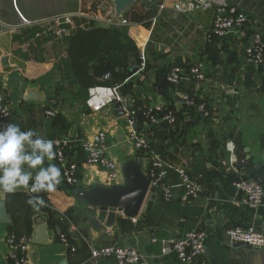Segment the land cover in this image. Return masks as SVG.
<instances>
[{
    "label": "crops",
    "instance_id": "1",
    "mask_svg": "<svg viewBox=\"0 0 264 264\" xmlns=\"http://www.w3.org/2000/svg\"><path fill=\"white\" fill-rule=\"evenodd\" d=\"M112 1L0 0V93L11 123L46 139L69 140L70 159L78 165L76 184L63 180L55 192L39 193L47 204L40 211L27 203L30 196L26 190L15 194L0 190L9 220L0 222V264H12L6 244L10 233L28 238L26 255L30 264H116L112 258L95 261L90 257L92 248L108 244L134 246L149 264H180L170 251V239L194 228L206 232L205 249L189 264H264V247L231 243L225 233L229 227L249 225L264 233V197L258 206H244L232 186L239 178H250L264 189V63L250 66L243 56L252 32L261 30L264 35V0H214V4L234 6L248 17L243 32L226 38H208L212 10L175 9L182 0H160L152 21L129 25L131 41L137 50L141 46L145 50L147 67L128 76V70L138 64H132L127 55L131 66L123 69L121 80L115 84L122 90L126 107H139L135 127L146 130L149 150L169 166L165 183L172 195L165 200L158 189L148 191L147 196L155 193L149 212L141 207L134 220L116 213L110 226L96 228L88 223L96 211L78 191L112 183L103 170L86 164L80 141L103 128L109 156L120 166L136 159L142 171L146 169L138 159L140 151L127 139L129 128L124 115H113L114 104L95 111L61 90V64L66 58L68 37L57 39L43 32L51 27V16L64 13L79 14L74 17L76 25L69 37L80 29L82 19L94 27L112 26ZM133 10L141 14L149 11L150 1L139 0ZM195 63L204 68L205 80L198 94L208 106L206 117L181 100V95L190 90L186 73L176 85L166 81L172 66L186 70ZM161 78L165 83L158 91ZM157 102L176 112L173 126L146 122L143 107ZM46 110L54 115L46 116ZM227 142L234 145L232 153ZM178 168L199 185L196 199L180 200ZM60 235L66 236L67 242L61 241Z\"/></svg>",
    "mask_w": 264,
    "mask_h": 264
},
{
    "label": "built area",
    "instance_id": "2",
    "mask_svg": "<svg viewBox=\"0 0 264 264\" xmlns=\"http://www.w3.org/2000/svg\"><path fill=\"white\" fill-rule=\"evenodd\" d=\"M182 4H175V9L187 11H213V19L211 22L208 38H226V36L243 32L248 17L244 12L238 10L234 6L226 3L214 4V0H182ZM162 7V4L159 5ZM75 15V14H74ZM70 13L54 15L49 18L51 28L55 30L56 36L68 35L69 30L73 28V17ZM113 20V19H112ZM110 20V22H113ZM23 22L28 21L23 19ZM126 19L119 20L120 24H126ZM144 48L139 52V70L145 68V57L143 55ZM244 62L250 66H260L264 63V35L261 30H254L249 37V43L243 48ZM186 73L190 82V91H186L181 95V100L187 107L196 106L203 115L207 116L204 102L197 100L199 88L205 80L204 68L201 63L193 64L186 70L182 66L174 65L166 75V81L170 85L178 84L183 74ZM109 74H103L101 81H107ZM114 101L123 103L122 97L119 95V85H95L89 88L86 106L92 110L102 108ZM162 104V103H161ZM150 104L144 106L142 114L146 122L151 125L165 123L173 126L176 123V112L172 109L165 108L163 104ZM124 116L126 124L129 128L128 140L132 142L134 148L143 153L141 159L145 161L144 174L149 180L148 191L158 189L163 199L171 198V190L165 183L169 166L160 158V156L149 150L147 136L142 130L135 127V109L128 108L124 105ZM134 107V106H132ZM129 109V111L127 110ZM53 115V111H47ZM10 111L5 104L3 95L0 93V125L11 123ZM67 141L56 142L57 158L54 160L58 167L61 168L63 180L67 184H76V163L66 154L65 147ZM227 149L232 153L234 145L227 142ZM83 155L86 162L96 164L110 170L107 174L112 182L122 179V175L117 171L114 162L106 155V134L104 132L96 133L92 138L81 141ZM233 162L235 159L232 160ZM177 173L181 179L180 200L188 202L196 199L200 193V187L195 180L183 168H178ZM234 189L240 194V203L242 205L258 206L263 202L264 189L263 186L254 179L239 178L232 182ZM134 220V218H132ZM229 242L245 245L251 248L264 247V233L259 231L256 226H236L229 227L225 231ZM206 232L200 228L189 230L181 237L170 239V251L180 264H189L202 256L205 249ZM59 239L67 242V237L60 235ZM6 244L8 246V258L12 264H30L26 251L28 238L15 233L6 236ZM71 247V250H74ZM92 260L112 258L116 264H149L140 250L134 246H125L119 244H108L90 250Z\"/></svg>",
    "mask_w": 264,
    "mask_h": 264
},
{
    "label": "trees",
    "instance_id": "3",
    "mask_svg": "<svg viewBox=\"0 0 264 264\" xmlns=\"http://www.w3.org/2000/svg\"><path fill=\"white\" fill-rule=\"evenodd\" d=\"M148 1H150L149 11L143 14L134 11L128 16H126L128 12L124 13L125 16L122 18L128 21L126 24H120L118 20L113 21V25L106 28L87 24L85 28H77V32L67 38L66 58L61 64V69L64 71L60 84L61 90L69 93L76 102L85 105L89 87L116 83L115 78L110 81H101L107 69L115 70L119 75L126 66H131L129 59H132V64H139V52L136 45L129 39L127 33L122 34L119 28L131 25L133 22L152 21L160 0ZM127 55L131 58L128 59Z\"/></svg>",
    "mask_w": 264,
    "mask_h": 264
},
{
    "label": "clouds",
    "instance_id": "4",
    "mask_svg": "<svg viewBox=\"0 0 264 264\" xmlns=\"http://www.w3.org/2000/svg\"><path fill=\"white\" fill-rule=\"evenodd\" d=\"M57 155L56 142L38 132L16 123L0 125V190H26L27 203L40 211L47 204L39 193L55 192L63 181L61 168L52 163Z\"/></svg>",
    "mask_w": 264,
    "mask_h": 264
},
{
    "label": "water",
    "instance_id": "5",
    "mask_svg": "<svg viewBox=\"0 0 264 264\" xmlns=\"http://www.w3.org/2000/svg\"><path fill=\"white\" fill-rule=\"evenodd\" d=\"M137 0H113V20H121L128 8ZM138 70L133 66L128 70V76ZM165 79L161 78L157 89L161 91ZM113 115L121 117L124 110L121 102L113 105ZM124 183L109 186L95 185L91 188H80L79 196L95 209V216L89 219V224L96 228L108 227L115 221L116 213L125 217L135 218L144 206V212L150 211L155 193L148 194L149 180L136 159L126 161L122 166ZM147 196V198H146ZM4 204L0 201V222H8ZM104 224H101L103 223ZM104 225V226H103ZM41 226L39 231L42 232Z\"/></svg>",
    "mask_w": 264,
    "mask_h": 264
},
{
    "label": "rangeland",
    "instance_id": "6",
    "mask_svg": "<svg viewBox=\"0 0 264 264\" xmlns=\"http://www.w3.org/2000/svg\"><path fill=\"white\" fill-rule=\"evenodd\" d=\"M137 2H139V0H137L134 4H132L129 8H128V10L125 12V13H127V15L126 16H128V15H132L133 13L132 12H134V10H133V8L135 7V5H136V3ZM79 14H75L74 15V17H77ZM123 16H125V15H123ZM52 17V16H51ZM50 17V18H51ZM74 17H73V21H74ZM79 20H81V19H79ZM133 23H135V22H133ZM137 23H139V22H137ZM86 24H88V22L87 21H83V19L81 20V24H79L80 25V28H85V26H87ZM76 25V23L74 22V24H73V27ZM128 27H130L129 25L128 26H125V27H123V26H120V28H119V31L120 30H122V31H120L122 34H124V35H126V33H127V36L129 37V33H128ZM73 29V28H72ZM72 29L71 30H69V32L67 33L68 35H62V36H56L55 35V30H54V28L52 29L51 27H49V28H47V31H45V32H43V33H46V34H48V35H51V36H54L55 38H57V39H59V38H62V37H69L70 35H71V32H72ZM129 39H130V37H129ZM131 40V39H130ZM141 49H142V46L139 48V50H138V52H140L141 51ZM143 55H144V57H145V68L147 67V58H146V53H145V50H144V53H143ZM138 59H139V57H138ZM196 64V63H195ZM139 65V64H138ZM144 68V69H145ZM138 70H139V66H138ZM140 71V70H139ZM114 73H116V71L115 70H110V69H107L106 70V72L104 73V74H109V79H107V81H110V80H112L113 78H115V79H118V80H121V76L120 75H118L117 73L116 74H114ZM116 75V76H115ZM97 85H109V84H97ZM95 85H93V86H91V87H94ZM91 87H89V88H91ZM89 90V89H88ZM121 91L122 90H120V86H119V95L122 97V94H121ZM189 91V90H188ZM199 95L200 94H198V98H197V100L200 102H204V104H205V110H206V112H207V114L206 115H209V112H208V106H207V104L205 103V101L204 100H202V98H200L199 97ZM87 98H88V95H87ZM87 98H86V100H87ZM123 99V98H122ZM86 100H85V105H86ZM124 100V99H123ZM115 102H117V101H114V102H112V103H110V104H108V105H112V104H114ZM123 103L124 104H126V102L125 101H123ZM158 104H161V102H157ZM157 103H154V104H157ZM163 104V103H162ZM161 104V105H162ZM108 105H106V106H104V107H102V108H99V109H97V110H95V111H100V110H102L103 108H105V107H107ZM163 106L165 107V108H169V107H167V106H165L164 104H163ZM87 107V106H86ZM128 108H133V109H135V113H136V109L137 108H139L138 106L137 107H129V106H127ZM190 108V107H189ZM191 108H193L192 110H194V112L195 113H199L200 114V116H204V117H206L205 115H203V113L202 112H200L199 110H198V108L196 107V106H191ZM9 109V108H8ZM169 109H171V108H169ZM173 109H174V107H173ZM128 111H129V109H127ZM47 111H51V110H46L45 111V115L46 116H53L54 115V113H53V115L52 114H48L47 113ZM10 117H11V114H10ZM125 117V116H124ZM125 121H126V118H125ZM11 122V121H10ZM127 125V124H126ZM143 132H144V134L146 135V133H145V131L146 130H144V129H141ZM96 133H98V132H104L105 134H106V131H105V129H103V128H101V129H98V130H96L95 131ZM95 132H93V134H92V136H91V138L96 134ZM107 139V138H106ZM127 139H128V134H127ZM66 139L65 138H58V139H55L54 141L55 142H62V141H65ZM67 141V145H66V147H65V151H66V154H68V157L70 158V156H69V153H68V151H69V149H68V147L70 146V141L69 140H66ZM131 142V141H130ZM80 143H81V141H80ZM132 143V142H131ZM106 146H107V141H106ZM79 148H80V145H79ZM107 149H108V146H107ZM107 149H106V155H107V157L109 158V159H111L113 162H114V164H115V166H116V169H117V171H119V173L122 175V178L124 179V177H123V174H122V166H120V163L117 161V160H115L113 157H111V156H109L108 154H107ZM80 151L82 152V154H83V151H82V148H80ZM142 155H143V153L142 152H140V157L138 158L141 162H142V165L145 167V161L143 160V159H141V157H142ZM133 160V159H132ZM128 161V160H127ZM85 162H86V159H85ZM126 162V161H125ZM124 162V163H125ZM54 163H55V161H54ZM76 163V162H75ZM123 163V164H124ZM56 164V163H55ZM86 164L87 165H89V166H94V167H97V168H100L101 170H103L105 173H106V176H107V174H109L110 173V170H108L107 168H105V167H102V166H99V165H96V164H89V163H87L86 162ZM57 165V164H56ZM146 168V167H145ZM77 170H78V165H77V163H76V172H75V175H76V179H77ZM107 179L109 180V178H108V176H107ZM110 181V180H109ZM77 182V181H76ZM112 184L114 183V184H122V183H124V180H123V182L122 183H118L119 182V179L118 180H116V182H112V181H110ZM149 188V187H148Z\"/></svg>",
    "mask_w": 264,
    "mask_h": 264
}]
</instances>
